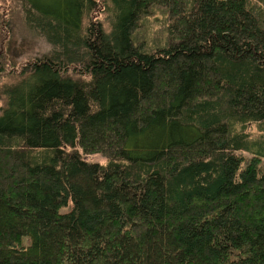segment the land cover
Instances as JSON below:
<instances>
[{"label":"trees","instance_id":"1","mask_svg":"<svg viewBox=\"0 0 264 264\" xmlns=\"http://www.w3.org/2000/svg\"><path fill=\"white\" fill-rule=\"evenodd\" d=\"M22 2L0 264H264V0Z\"/></svg>","mask_w":264,"mask_h":264},{"label":"rangeland","instance_id":"2","mask_svg":"<svg viewBox=\"0 0 264 264\" xmlns=\"http://www.w3.org/2000/svg\"><path fill=\"white\" fill-rule=\"evenodd\" d=\"M25 5L22 0H0V60L4 63L5 70L0 73V112L4 108L6 90L18 83L22 76L20 72L29 61L39 58L51 51L48 42L43 36L28 27L25 21ZM100 23L106 32L111 28V16L102 5L88 15ZM87 19L84 24H87ZM67 74L72 78H81L79 67L71 65ZM248 130L255 131L250 125ZM241 153L250 158L253 154L248 151ZM260 165L264 167V156H260ZM88 162L103 163L105 159L100 154L83 155Z\"/></svg>","mask_w":264,"mask_h":264}]
</instances>
